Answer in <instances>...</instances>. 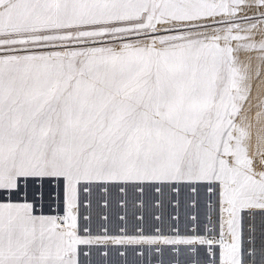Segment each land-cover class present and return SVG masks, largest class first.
<instances>
[{"label": "snow or ice", "instance_id": "obj_1", "mask_svg": "<svg viewBox=\"0 0 264 264\" xmlns=\"http://www.w3.org/2000/svg\"><path fill=\"white\" fill-rule=\"evenodd\" d=\"M0 264H264V0H0Z\"/></svg>", "mask_w": 264, "mask_h": 264}]
</instances>
